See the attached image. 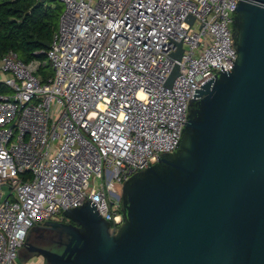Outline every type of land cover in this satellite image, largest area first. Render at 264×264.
Returning a JSON list of instances; mask_svg holds the SVG:
<instances>
[{
	"label": "built area",
	"instance_id": "built-area-1",
	"mask_svg": "<svg viewBox=\"0 0 264 264\" xmlns=\"http://www.w3.org/2000/svg\"><path fill=\"white\" fill-rule=\"evenodd\" d=\"M59 1L44 63L0 57L12 89L0 93V264H19L31 227L88 199L119 228L125 181L174 151L190 100L237 57L239 0Z\"/></svg>",
	"mask_w": 264,
	"mask_h": 264
},
{
	"label": "water",
	"instance_id": "water-1",
	"mask_svg": "<svg viewBox=\"0 0 264 264\" xmlns=\"http://www.w3.org/2000/svg\"><path fill=\"white\" fill-rule=\"evenodd\" d=\"M233 37V68L190 100L177 147L125 181L122 225L88 199L31 227L20 262L264 264V0H239Z\"/></svg>",
	"mask_w": 264,
	"mask_h": 264
},
{
	"label": "trees",
	"instance_id": "trees-1",
	"mask_svg": "<svg viewBox=\"0 0 264 264\" xmlns=\"http://www.w3.org/2000/svg\"><path fill=\"white\" fill-rule=\"evenodd\" d=\"M64 5L59 0H0V57L13 51L25 63L47 60L43 41H51L58 28ZM38 73L46 79L53 74L50 63ZM9 88L0 82V93Z\"/></svg>",
	"mask_w": 264,
	"mask_h": 264
},
{
	"label": "rangeland",
	"instance_id": "rangeland-1",
	"mask_svg": "<svg viewBox=\"0 0 264 264\" xmlns=\"http://www.w3.org/2000/svg\"><path fill=\"white\" fill-rule=\"evenodd\" d=\"M63 4V3H62ZM8 93H12V89H9ZM6 189V188H5ZM19 264H42V258L39 257V258H33L30 262L28 263H22V262H19Z\"/></svg>",
	"mask_w": 264,
	"mask_h": 264
},
{
	"label": "crops",
	"instance_id": "crops-1",
	"mask_svg": "<svg viewBox=\"0 0 264 264\" xmlns=\"http://www.w3.org/2000/svg\"><path fill=\"white\" fill-rule=\"evenodd\" d=\"M2 75H4V74L0 72V79H2V78H3V76H2Z\"/></svg>",
	"mask_w": 264,
	"mask_h": 264
},
{
	"label": "flooded vegetation",
	"instance_id": "flooded-vegetation-1",
	"mask_svg": "<svg viewBox=\"0 0 264 264\" xmlns=\"http://www.w3.org/2000/svg\"><path fill=\"white\" fill-rule=\"evenodd\" d=\"M34 258H35V257H34ZM36 258H39V257H36ZM31 260H32V259H31ZM31 260H30V261H31ZM30 261H29V262H30Z\"/></svg>",
	"mask_w": 264,
	"mask_h": 264
}]
</instances>
